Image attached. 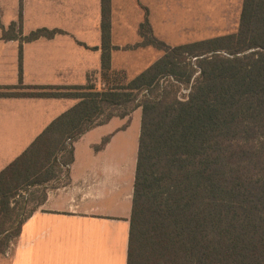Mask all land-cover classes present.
<instances>
[{"label": "trees", "instance_id": "obj_1", "mask_svg": "<svg viewBox=\"0 0 264 264\" xmlns=\"http://www.w3.org/2000/svg\"><path fill=\"white\" fill-rule=\"evenodd\" d=\"M146 27H140L142 38ZM100 28L102 81L115 75L111 0H101ZM21 29L20 11L16 23L2 27V37L16 39ZM60 33L42 28L20 39ZM149 44L165 49L164 56L124 84L98 90L89 79L83 86L19 85L0 92L78 100L0 172V237L22 187L41 197L16 235L48 187L67 178L74 142L140 108L127 264H264V0H242L235 33L173 49L155 38ZM184 53L196 58L197 68L176 61ZM165 77L189 89L184 100L173 83L160 87Z\"/></svg>", "mask_w": 264, "mask_h": 264}, {"label": "crops", "instance_id": "obj_2", "mask_svg": "<svg viewBox=\"0 0 264 264\" xmlns=\"http://www.w3.org/2000/svg\"><path fill=\"white\" fill-rule=\"evenodd\" d=\"M135 1L111 0L113 71L117 69L116 48L123 44L117 40V29L135 30L133 41L127 44L139 38L143 20L139 3H145ZM146 4L151 28H156L157 20L168 21L171 0H146ZM20 11L21 34L3 39L2 27L8 29L16 23ZM100 24L101 0H0V92L19 85L83 86L89 79H99ZM42 28L62 33L21 41ZM77 103V99L66 97L0 96V172ZM132 115L114 117L74 142L65 183L48 187L45 201L21 223L8 264H127L138 152L137 143L128 134ZM104 139L107 141L101 147ZM126 156L131 158L124 163Z\"/></svg>", "mask_w": 264, "mask_h": 264}, {"label": "rangeland", "instance_id": "obj_3", "mask_svg": "<svg viewBox=\"0 0 264 264\" xmlns=\"http://www.w3.org/2000/svg\"><path fill=\"white\" fill-rule=\"evenodd\" d=\"M143 1L145 5L138 1L139 15L141 17L143 16V20L138 27L139 38L132 45L127 44L133 41L132 34L135 30L132 28L123 29L121 27L117 29V40L123 44L120 48H116L115 61L117 63V69L114 70L115 75L109 77L107 80L101 81L97 79L94 82L96 89L99 90L129 82L164 56L165 49L160 48L158 45L149 44L154 38L162 42L168 49H173L235 33L238 28L242 6V0H171L170 11L166 14L168 21L163 23L157 20L155 23L156 28L153 29L147 20L146 0ZM126 15L127 13L123 14V16ZM155 15L157 18L163 17L161 16L162 14ZM123 16L122 19H124ZM141 25H147L150 29L146 27L142 30L145 38L140 36ZM195 60V57L184 53L176 61L178 63L180 62V64L187 63L197 68ZM170 83L175 85L177 97L179 99L184 98L186 91L185 85L175 81L173 78L171 79V77L159 79V84L162 85L160 87H169ZM20 90L22 89L20 88ZM23 91L25 90L20 92ZM153 94L155 95L156 92H153ZM131 114L133 115L130 120L128 134L133 138L134 143L138 145L137 134L140 130L141 109L138 108ZM133 157L135 159L136 155ZM130 158L126 156L124 163ZM118 164H120L119 160ZM65 181L66 178H62L60 184L65 183ZM35 191L36 189L34 188L22 187L17 193L20 197L15 196L14 201H11V203L14 202V204L17 203L18 205L11 214V220L6 224L7 233L5 232L6 234L0 237V250L4 248V252H0V264H8L18 237L15 234L19 226L18 222L29 213L41 197V193Z\"/></svg>", "mask_w": 264, "mask_h": 264}, {"label": "built area", "instance_id": "obj_4", "mask_svg": "<svg viewBox=\"0 0 264 264\" xmlns=\"http://www.w3.org/2000/svg\"><path fill=\"white\" fill-rule=\"evenodd\" d=\"M166 78V77H165ZM172 79V78H171ZM160 86H162V85H160ZM189 93V89H186V91H185V97H186V95ZM143 94H147V90H144L143 91ZM185 97L184 98H182L181 100H184L185 99ZM68 168H69V166H67Z\"/></svg>", "mask_w": 264, "mask_h": 264}]
</instances>
